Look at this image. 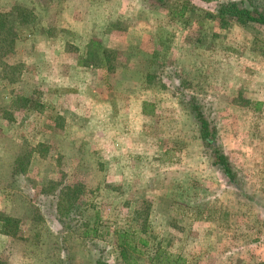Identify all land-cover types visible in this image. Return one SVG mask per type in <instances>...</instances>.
Instances as JSON below:
<instances>
[{
  "label": "rangeland",
  "instance_id": "rangeland-1",
  "mask_svg": "<svg viewBox=\"0 0 264 264\" xmlns=\"http://www.w3.org/2000/svg\"><path fill=\"white\" fill-rule=\"evenodd\" d=\"M227 3L264 13L0 0V264H126L121 248L137 264H264V24L223 17Z\"/></svg>",
  "mask_w": 264,
  "mask_h": 264
},
{
  "label": "trees",
  "instance_id": "trees-1",
  "mask_svg": "<svg viewBox=\"0 0 264 264\" xmlns=\"http://www.w3.org/2000/svg\"><path fill=\"white\" fill-rule=\"evenodd\" d=\"M14 7H20V6H14ZM221 7L222 8L219 9V13L223 17L226 16V18H229V20L231 21H236L240 23L255 22L259 24H264V13L258 12L255 9L249 10L245 7L237 6L236 3L223 4V6ZM22 9L26 10L24 8ZM1 30H2V26L0 25V32ZM93 44H95V42ZM106 52L107 50L104 47L100 48V53H102L104 56ZM188 110L193 115L203 148L207 153V155L209 156V158L212 159V165L218 167L222 175L228 181V183H230L231 185L237 188L238 185L240 184V180L236 170L233 168L232 164L230 163V160L228 159L227 155L224 153V151L222 150V148L220 147L217 141L216 125H214V123H212L209 120L207 114L203 111L202 105L199 102H197L195 99H194V103L190 102V106ZM3 220H4L3 221L4 233L9 234V232L5 229V227L7 228V225L5 224H8L11 221V218L4 217ZM117 237L118 240L116 241L118 242L120 241L119 246H122L123 245L122 238L128 237V234L124 232H120V233L116 232V238ZM119 253L124 263L137 264V262L133 258L129 257L130 255L127 254L125 248H121ZM175 261H176L175 264H188L184 259L181 258H176Z\"/></svg>",
  "mask_w": 264,
  "mask_h": 264
}]
</instances>
